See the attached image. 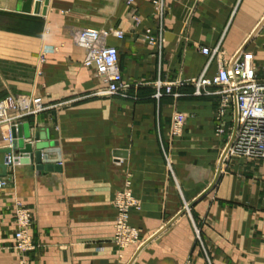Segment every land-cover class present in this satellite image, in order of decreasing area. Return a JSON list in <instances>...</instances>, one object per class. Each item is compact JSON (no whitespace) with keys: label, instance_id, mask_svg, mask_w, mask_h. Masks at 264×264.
Masks as SVG:
<instances>
[{"label":"crops","instance_id":"crops-1","mask_svg":"<svg viewBox=\"0 0 264 264\" xmlns=\"http://www.w3.org/2000/svg\"><path fill=\"white\" fill-rule=\"evenodd\" d=\"M263 21L264 0H0V102L41 97L47 110L23 123L25 142L36 149L40 134L62 155L59 170L19 163L10 172L0 190V264H264V162L243 158L226 159L216 188L137 256L212 185L233 136L231 120L217 134L215 91L196 96L195 82L218 72L200 49L234 59L247 45L264 78ZM83 29L123 33L108 45L119 50L125 83L140 85L133 98L96 96L103 83L73 38ZM159 83L172 94L158 98ZM177 112L185 127L172 138ZM10 132L0 128V150ZM128 181L140 237L123 247L115 201ZM16 201L34 212L37 249L25 257L15 250Z\"/></svg>","mask_w":264,"mask_h":264},{"label":"built area","instance_id":"built-area-1","mask_svg":"<svg viewBox=\"0 0 264 264\" xmlns=\"http://www.w3.org/2000/svg\"><path fill=\"white\" fill-rule=\"evenodd\" d=\"M134 0H129L131 4ZM158 4V3H157ZM110 36L122 39L120 31L105 32L96 29H83L73 33L75 42L85 52L84 66L93 69L103 83L96 96L110 99L115 97L130 99L131 93L137 91L140 85L127 84L124 81L120 67V53L116 47L108 45ZM201 53L209 58L207 70L214 62L218 63V72L212 78L203 75L195 82L196 96L210 95L214 90L220 97L216 113V127L219 136L225 135L229 120L235 123V101L238 104V129L234 143L229 151L227 159L243 158L250 161L264 162V78L259 76V68L256 63V55L253 52L244 51L234 62V59H226L221 47L210 49L203 47ZM158 98L163 95V89L167 94H172L173 86L157 85ZM47 107L41 97L16 98L10 96L0 102V124L10 128H18L27 116H37L44 113ZM232 122V123H233ZM185 117L177 112L172 120L171 136L180 137L184 131ZM234 132V128H232ZM6 142H13L12 133L4 136ZM9 146V147H10ZM9 175L0 178V190H3L11 181V171L16 168L12 156L7 158ZM130 182L119 193L115 201L118 211L116 223V241L121 246H127L138 240L137 231L129 223L130 210L136 207V200L130 188ZM20 212L16 240L19 249L23 253L35 251L36 245L29 232L31 227V215L28 209L18 203ZM185 264H195L188 259Z\"/></svg>","mask_w":264,"mask_h":264},{"label":"water","instance_id":"water-1","mask_svg":"<svg viewBox=\"0 0 264 264\" xmlns=\"http://www.w3.org/2000/svg\"><path fill=\"white\" fill-rule=\"evenodd\" d=\"M25 12L29 13L30 12V6L27 5L25 8ZM264 24V21L262 22ZM261 24V26H262ZM256 34L251 36L249 39L248 43L253 40ZM247 45L236 55L234 62L239 58V56L246 51ZM234 132L232 139L225 150L221 162H220V167L217 173V176L212 183V185L196 200L194 203L190 204L188 208L183 211L178 217H176L173 221H171L161 232H159L157 235L153 236L149 241L144 243L141 248L139 249L137 256L139 253L152 241H154L158 236H160L164 231H166L168 228H170L179 218H181L183 215L186 214V212L191 209L195 204H197L199 201H201L203 198H205L209 193H211L216 186L218 185L222 173H223V167L224 163L228 157L229 151L234 143L236 132L238 129V104L237 101H235V123H234ZM12 137H13V142L12 145L6 149H1L0 150V155H5V161L2 163L0 162V170L2 173H0V178H7L9 175V167L12 165L8 164V156H15L17 159L15 160L16 164H27L31 165L33 170H38V171H44V172H52L54 170H59L58 166L62 162V155H61V150L59 149L58 143L56 142H47L44 141V139L39 135H37L36 140L37 142H40L35 146L33 143H28L26 144L25 138L26 139H31V130L29 125H21L18 128H12L11 130ZM51 154H56L57 158L52 160L50 158ZM124 156V155H123ZM126 156V155H125ZM19 158V159H18ZM56 165V166H55ZM136 256V257H137ZM132 264V263H131Z\"/></svg>","mask_w":264,"mask_h":264},{"label":"rangeland","instance_id":"rangeland-1","mask_svg":"<svg viewBox=\"0 0 264 264\" xmlns=\"http://www.w3.org/2000/svg\"><path fill=\"white\" fill-rule=\"evenodd\" d=\"M131 97L133 98V96H132V94H131ZM39 115H37V116H27V117H25L23 120H21V122L22 123H24L25 121H27L29 118H35V117H38ZM23 125V124H22ZM2 127H7L6 125H1L0 124V128H2ZM9 130H10V128H9ZM10 134H11V132H10ZM9 136V135H8ZM5 141H6V139H5ZM12 173L15 171V169H13V170H10ZM131 184V183H130ZM126 186V185H125ZM130 188H131V185H130ZM132 191V190H131ZM133 194V193H132ZM134 196V195H133ZM134 198H135V200H136V204H137V206L136 207H133L130 211H132V210H134V209H137V207H138V201H137V199H136V197L134 196ZM18 203H20L24 208H26V209H28L29 210V212H30V215H31V223H32V225H31V227L29 228V232H30V234H31V236H32V230H33V226H34V212H33V210L31 209V208H29V207H27L26 205H24L22 202H20V201H16L15 202V204H14V221H15V224H16V231L18 230V220H19V215H18V213L20 212V210H19V206H17L18 205ZM131 213V212H130ZM130 215V214H129ZM136 230V229H135ZM16 231H15V240H16ZM137 231V230H136ZM137 237H138V239H139V237H140V235H139V233H138V231H137ZM33 237V236H32ZM33 241H34V239H33ZM35 243V242H34ZM36 245V244H35ZM36 248H37V245H36ZM15 250L16 251H18L20 254H21V257H25L26 255H28L29 256V254L30 253H32V252H34V251H32V252H28V253H23L20 249H19V247H18V243H17V240H16V244H15ZM27 256V257H28ZM191 259V258H190ZM192 260V259H191ZM193 261V260H192ZM194 262V261H193ZM195 263V262H194Z\"/></svg>","mask_w":264,"mask_h":264},{"label":"bare ground","instance_id":"bare-ground-1","mask_svg":"<svg viewBox=\"0 0 264 264\" xmlns=\"http://www.w3.org/2000/svg\"><path fill=\"white\" fill-rule=\"evenodd\" d=\"M12 159L14 160V155L12 156Z\"/></svg>","mask_w":264,"mask_h":264}]
</instances>
